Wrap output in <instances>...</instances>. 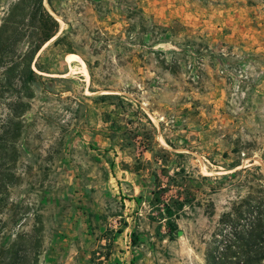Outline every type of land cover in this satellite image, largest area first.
<instances>
[{
	"label": "rangeland",
	"instance_id": "374dc122",
	"mask_svg": "<svg viewBox=\"0 0 264 264\" xmlns=\"http://www.w3.org/2000/svg\"><path fill=\"white\" fill-rule=\"evenodd\" d=\"M261 186L264 0H0V264H207Z\"/></svg>",
	"mask_w": 264,
	"mask_h": 264
},
{
	"label": "trees",
	"instance_id": "16d2710c",
	"mask_svg": "<svg viewBox=\"0 0 264 264\" xmlns=\"http://www.w3.org/2000/svg\"><path fill=\"white\" fill-rule=\"evenodd\" d=\"M43 26L40 33L41 43L35 47V53L41 48L40 45L50 40L58 32L57 21L51 17L42 6ZM29 74H33L28 69ZM164 188H160L162 192ZM248 194L244 199L234 204L229 212L220 218V223L230 230L225 231L222 246L207 254V264H260L264 260V186L259 187L257 192ZM159 198V196H157ZM186 199L160 197L162 205L161 216H165L166 225L171 234L177 232V225L172 217L177 218L178 211L182 210L187 203Z\"/></svg>",
	"mask_w": 264,
	"mask_h": 264
}]
</instances>
